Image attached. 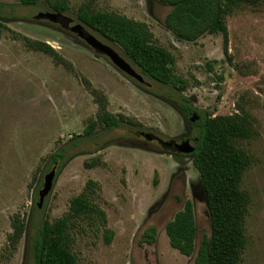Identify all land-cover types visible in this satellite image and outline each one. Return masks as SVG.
Segmentation results:
<instances>
[{
    "label": "rangeland",
    "instance_id": "1",
    "mask_svg": "<svg viewBox=\"0 0 264 264\" xmlns=\"http://www.w3.org/2000/svg\"><path fill=\"white\" fill-rule=\"evenodd\" d=\"M47 1L25 8L18 0H0L11 6L0 34V264H24L26 236L15 246L8 238L16 221H26L30 232L41 220L52 223L66 215L70 200L89 181L92 204L103 216L70 219L68 248L78 264H192L194 254L172 249L164 228L189 201L196 247L209 234L198 172L189 155L167 152L141 135L168 142L193 134L177 110L182 97L213 117L247 115L249 137L234 140L249 161L239 182L248 198L240 264H264V2L240 4L226 15L228 61L220 35L178 41L163 26L170 6L157 0H68L63 15L70 21H77L78 8L86 5L146 24L153 43L173 55L174 75L187 82L179 95L148 79L145 89L137 87L71 33L34 21L37 13L52 12ZM26 39L46 43L59 59L30 49ZM92 90L102 93L108 112L140 130L105 131L96 123L95 139L82 140L88 124L97 120ZM64 144L71 158L56 174L49 157ZM90 161L94 166L86 168ZM53 167L51 191L37 208L43 177ZM150 227L156 231L151 245L141 242Z\"/></svg>",
    "mask_w": 264,
    "mask_h": 264
},
{
    "label": "trees",
    "instance_id": "2",
    "mask_svg": "<svg viewBox=\"0 0 264 264\" xmlns=\"http://www.w3.org/2000/svg\"><path fill=\"white\" fill-rule=\"evenodd\" d=\"M157 1L170 6L169 12L162 20L163 26L178 41L194 43L203 35H220L223 56L228 61L231 57L228 52L226 15L240 4L253 7L264 2V0ZM18 2L25 8L38 5V0ZM46 6L52 12L64 14L68 11V0H48ZM8 8L11 6L0 3V34L6 29L5 22L10 18L6 13ZM76 19L98 37L119 48L122 56L145 79L169 87L179 95L186 90V80L173 73V55L153 43V36L146 24L114 13L93 11L86 5L78 8ZM26 43L32 50L59 59L56 52L46 43L28 39ZM136 86L145 89L143 85ZM92 95L98 105L97 120L88 124L82 140L95 139L96 123L105 131L122 127L140 130L139 124L108 112L107 102L102 93L92 90ZM177 110L194 134L187 135L185 139L192 141L194 146V151L189 157L202 184L209 234H204L196 247L197 228L193 206L191 202L186 201L182 209L165 225L164 231L169 245L183 256L189 257L194 254L192 264H240L241 254L246 246L242 227L248 198L239 190V182L249 161L245 153L235 146L234 140L249 137L247 115L235 113L213 117L207 111L196 109L189 99L183 97ZM193 114L198 118L191 122ZM67 146L64 144L49 157V165H56V174L71 158L67 156ZM84 166L90 168L94 163L85 162ZM93 185V182H87L84 191L70 200L66 215L52 223L41 220L30 232L26 221H16L8 238L10 245L15 246L23 234L26 236L24 264H78L68 248L67 229L71 218L86 217L92 213L103 216V212L92 204ZM155 236V228L145 229L141 235V242L151 245L155 241Z\"/></svg>",
    "mask_w": 264,
    "mask_h": 264
},
{
    "label": "water",
    "instance_id": "3",
    "mask_svg": "<svg viewBox=\"0 0 264 264\" xmlns=\"http://www.w3.org/2000/svg\"><path fill=\"white\" fill-rule=\"evenodd\" d=\"M34 21H44L50 25H57L63 31L71 33L78 41L82 42L87 49L99 57H103L110 62V64L127 79H130L135 85L147 86L145 78L122 56L120 55L108 41L99 39L96 35L92 34L87 28L77 21L67 20L63 14L55 12H39L33 17ZM197 115L193 114L190 121L194 122ZM142 137L147 141H153L156 136L149 133H141ZM158 143L165 149H172L182 155H191L194 151V146L188 139L168 142L157 140ZM55 177V168L53 167L43 177L42 189L38 191L37 208H40L44 198L51 191L53 180Z\"/></svg>",
    "mask_w": 264,
    "mask_h": 264
},
{
    "label": "flooded vegetation",
    "instance_id": "4",
    "mask_svg": "<svg viewBox=\"0 0 264 264\" xmlns=\"http://www.w3.org/2000/svg\"><path fill=\"white\" fill-rule=\"evenodd\" d=\"M187 137V135L186 136H184V137H182V140H185V138ZM159 138L158 137H156V139H154L153 141H155L156 143H158V140ZM173 151V150H172Z\"/></svg>",
    "mask_w": 264,
    "mask_h": 264
}]
</instances>
